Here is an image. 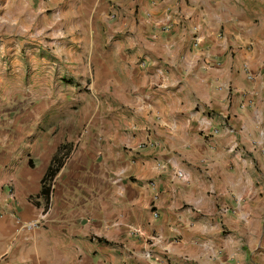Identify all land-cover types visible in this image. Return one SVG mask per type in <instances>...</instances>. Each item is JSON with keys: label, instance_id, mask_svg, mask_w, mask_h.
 <instances>
[{"label": "crops", "instance_id": "1", "mask_svg": "<svg viewBox=\"0 0 264 264\" xmlns=\"http://www.w3.org/2000/svg\"><path fill=\"white\" fill-rule=\"evenodd\" d=\"M115 3L77 43L71 5L0 0V264H264V0ZM92 64L95 116L42 122Z\"/></svg>", "mask_w": 264, "mask_h": 264}, {"label": "rangeland", "instance_id": "2", "mask_svg": "<svg viewBox=\"0 0 264 264\" xmlns=\"http://www.w3.org/2000/svg\"><path fill=\"white\" fill-rule=\"evenodd\" d=\"M115 2H117V0H71L70 2L69 0H55L56 5L59 7L64 5L66 6L71 5L72 16L69 17V20L72 21V28H71V32L69 33L71 35V38L77 41V43L81 41H86L88 43L89 41L100 40V39H111L113 37L112 29L115 24H113L112 26V23L118 21H115L116 17L111 16V14H113V11L116 9L121 10L119 4ZM100 12H104L105 14L100 15ZM50 16H51L50 14L47 15V18H50ZM38 25L40 27V31L33 32V29H30L23 34L24 36L23 40L29 43L28 45L25 44V47L23 49L24 52L28 53L25 54V59H27V57L29 58L30 56H32V50L34 49V47H32V44L37 43L38 41L46 42L48 39L51 38V33L46 32L48 28L44 26V29H42L43 24L41 21L38 22ZM106 25H111V26L110 28H107ZM5 66H7V64H5ZM24 66L26 68L24 79L12 81V83H9L8 86V88L10 87L9 89H11V87H13L14 89L15 87H17L18 91H30L31 85L37 82V79L35 78L33 79L31 77L32 65L29 64L28 61H26ZM92 66L93 64L88 67V74L86 78H80V75L76 73L64 72L65 70H63V68H61L60 71H56L55 74L50 77V79L48 80L49 84H51V86L54 87L55 91H65L62 89H65L66 84H68L69 87L72 88L71 90L72 104H71L70 112L67 111V107L65 112L62 106L61 109L57 108L55 112L54 111L48 112L45 116H43L42 122H48L49 119L55 122H58L57 120H63V119H72L73 121H77L82 119H88L91 116L92 117L95 116L94 105L96 103L95 101L96 96L94 92L91 93L89 89L86 90L89 84L91 83L95 84V80H94L95 67ZM59 76L63 77L62 78L63 80L61 82L64 85L56 83L59 80L58 79ZM13 82L17 86L13 84ZM8 102L13 103L11 106L14 107L18 103H22L24 101H23V97L18 95L14 97L11 102L10 101ZM60 104L63 103L61 102ZM79 104H82L85 107H87V111H85L83 114H81L78 109ZM10 112H11L10 108H8L5 113L10 114Z\"/></svg>", "mask_w": 264, "mask_h": 264}, {"label": "built area", "instance_id": "3", "mask_svg": "<svg viewBox=\"0 0 264 264\" xmlns=\"http://www.w3.org/2000/svg\"><path fill=\"white\" fill-rule=\"evenodd\" d=\"M177 177L181 178V174L178 173V174H177ZM40 222H41V220H34V221H31V222H28V223H26V224L23 226V228H24L25 230H32V229H34V228H37L38 225L40 224Z\"/></svg>", "mask_w": 264, "mask_h": 264}, {"label": "trees", "instance_id": "4", "mask_svg": "<svg viewBox=\"0 0 264 264\" xmlns=\"http://www.w3.org/2000/svg\"><path fill=\"white\" fill-rule=\"evenodd\" d=\"M42 192H44V190H43V189H41V193H42Z\"/></svg>", "mask_w": 264, "mask_h": 264}]
</instances>
